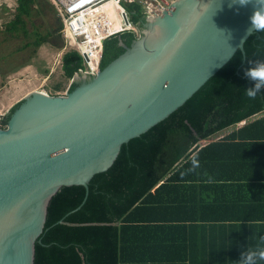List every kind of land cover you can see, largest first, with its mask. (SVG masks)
I'll use <instances>...</instances> for the list:
<instances>
[{
	"label": "trees",
	"instance_id": "trees-1",
	"mask_svg": "<svg viewBox=\"0 0 264 264\" xmlns=\"http://www.w3.org/2000/svg\"><path fill=\"white\" fill-rule=\"evenodd\" d=\"M16 1L7 32L26 37V20L42 0ZM128 10L143 35L140 7ZM135 41L131 33L109 38L100 71ZM46 43L39 37L23 49ZM244 51L166 120L123 145L113 166L92 177L82 205V186L52 198L34 264H239L242 252L264 248V90L255 99L243 91L254 83L244 75L249 60L264 59V33L251 35ZM81 68L77 53L63 56L67 81ZM20 103L5 114V127Z\"/></svg>",
	"mask_w": 264,
	"mask_h": 264
},
{
	"label": "water",
	"instance_id": "water-1",
	"mask_svg": "<svg viewBox=\"0 0 264 264\" xmlns=\"http://www.w3.org/2000/svg\"><path fill=\"white\" fill-rule=\"evenodd\" d=\"M254 10L255 0H175L96 77L75 78L74 91L27 94L0 129V264H34L63 187L85 188L82 205L92 177L113 166L123 145L245 54Z\"/></svg>",
	"mask_w": 264,
	"mask_h": 264
},
{
	"label": "rangeland",
	"instance_id": "rangeland-1",
	"mask_svg": "<svg viewBox=\"0 0 264 264\" xmlns=\"http://www.w3.org/2000/svg\"><path fill=\"white\" fill-rule=\"evenodd\" d=\"M44 1L28 19L25 37L22 30L15 34L7 32V24L14 18L16 1L0 0V114H5L9 106L26 93L46 91L55 96L58 92L55 87L62 86L57 95H65L70 87V81L63 77L62 71V58L70 50L65 48L61 32L54 29L60 27L55 9L48 3L45 5ZM39 37H47L48 44L40 49H23L26 44H34ZM48 76H51L50 80H47ZM242 125L239 124L238 128Z\"/></svg>",
	"mask_w": 264,
	"mask_h": 264
},
{
	"label": "built area",
	"instance_id": "built-area-1",
	"mask_svg": "<svg viewBox=\"0 0 264 264\" xmlns=\"http://www.w3.org/2000/svg\"><path fill=\"white\" fill-rule=\"evenodd\" d=\"M48 1L55 7L62 22L60 32L65 48L77 53L82 61V68L77 70L74 79L70 81L69 89L75 78L91 75L94 78L99 74L103 44L109 38L125 33L133 34L136 40L141 37L140 28L130 19L129 6L137 4L141 16L148 22L153 17L161 15L167 3L172 6L175 2V0ZM5 114H0V129L5 128L3 123Z\"/></svg>",
	"mask_w": 264,
	"mask_h": 264
},
{
	"label": "clouds",
	"instance_id": "clouds-1",
	"mask_svg": "<svg viewBox=\"0 0 264 264\" xmlns=\"http://www.w3.org/2000/svg\"><path fill=\"white\" fill-rule=\"evenodd\" d=\"M250 0H239L241 5H247ZM252 27L249 33H264V0H255V10L250 17ZM251 67L247 68L244 75L253 81V86L244 89V94L249 99H255L257 94L264 90V59L249 60ZM264 260V248L250 249L242 252L239 264H258Z\"/></svg>",
	"mask_w": 264,
	"mask_h": 264
},
{
	"label": "crops",
	"instance_id": "crops-1",
	"mask_svg": "<svg viewBox=\"0 0 264 264\" xmlns=\"http://www.w3.org/2000/svg\"><path fill=\"white\" fill-rule=\"evenodd\" d=\"M16 1V0H15ZM44 1V0H43ZM46 2V4L45 5H47V3L48 4H50L51 5V7H53L54 9H55V7L48 1V0H45L44 1V3ZM17 7H18V3H17V1H16V9H17ZM55 11H56V9H55ZM15 12H16V10H15ZM46 12H48V10H47V6H46ZM56 16H57V20L60 22V24L62 25V22H61V20H60V18H59V16H58V14H57V11H56ZM27 21H28V19L26 20V23H27ZM55 31L56 32H58V26H55ZM46 44H48V43H46ZM45 45V44H44ZM50 78H51V76H48L47 77V80H50ZM68 91V90H67ZM61 92L59 91V92H57V94H60ZM29 94V93H28ZM27 95V93L25 94V96ZM25 96H23L22 98H20L21 100L25 97ZM21 100H18V102H20ZM18 102H15V104L16 103H18ZM15 104H12L11 106H9V109L12 107V106H14ZM226 133H228V131H226Z\"/></svg>",
	"mask_w": 264,
	"mask_h": 264
}]
</instances>
